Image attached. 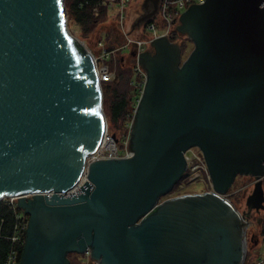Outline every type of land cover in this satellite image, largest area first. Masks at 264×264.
<instances>
[{
	"label": "water",
	"instance_id": "1",
	"mask_svg": "<svg viewBox=\"0 0 264 264\" xmlns=\"http://www.w3.org/2000/svg\"><path fill=\"white\" fill-rule=\"evenodd\" d=\"M161 1H144L132 32ZM176 32L194 44L186 60L168 37L139 56L147 80L133 156L88 165L108 122L65 1L0 0V201L18 197L30 218L19 264H71L88 251L95 264L246 263L247 228L264 211V0H206ZM191 148L203 152L214 191L160 203ZM239 175L255 180L243 214L226 198Z\"/></svg>",
	"mask_w": 264,
	"mask_h": 264
},
{
	"label": "built area",
	"instance_id": "2",
	"mask_svg": "<svg viewBox=\"0 0 264 264\" xmlns=\"http://www.w3.org/2000/svg\"><path fill=\"white\" fill-rule=\"evenodd\" d=\"M144 0H101L100 6L103 10L108 11L112 14V19L114 25L116 26L117 31L121 34L123 40L119 46L111 47L108 46L105 39L102 37L97 41V43L91 47L86 43H82L68 28L67 21V29L70 35L76 38L81 44L84 45L85 49L89 53V55L93 58L96 74L99 80V84L103 91V87L105 84H111L117 80V70L115 68V58L117 54H121L123 51H128L129 54L127 56L131 57V53L136 51L135 58L136 61V70H135V79L132 81V85L139 90L140 96L142 97L144 94V89L146 85V73L140 67L138 61L139 56L143 52L147 51L152 45V43L159 38L168 37L172 38L174 33H176V29L180 23V18L182 14H184L191 6L193 5H202L206 2V0H162L160 5L159 14L156 15L150 22L144 24L140 31L145 36L142 38L136 37L132 32V21L130 12L134 9L135 5H140ZM140 3V4H139ZM99 12L98 8L95 10ZM151 32V36H146V32ZM138 98V103L140 101ZM136 112V109H135ZM134 112V115H135ZM134 120V116H133ZM133 124V122H132ZM131 124V129H132ZM131 135L127 137V139L122 142L116 141L113 136H110L109 133L105 136L104 142L102 146L98 149V151L92 155L88 160L87 164L105 160V159H128L133 156V153L129 150ZM185 159L187 162V172L186 178L190 182V184L194 185L199 181L205 182L206 185H209L212 189L208 192H213V185L209 173V168L206 163L203 152L199 148H191L185 153ZM86 173L84 174L79 186H77L74 190L68 193V196L77 194L80 191V187L85 184L87 181ZM195 194H204V193H195ZM50 194L49 196H51ZM186 195H194V194H186ZM185 196V195H183ZM32 197V196H28ZM181 197V196H179ZM1 202H5L14 210L16 216V229L14 231L13 236L10 238L12 247L10 249V253L7 257L5 264H19V250L20 247L24 245L25 241V233L28 228V223L26 222L23 213L18 208V197H6L3 198ZM250 225L248 226V228ZM247 228V229H248ZM247 237V235H246ZM248 241V240H247ZM88 258L91 260L90 251L86 254ZM95 264V263H94ZM245 264L248 263L246 259ZM254 264H264V258L258 260V262Z\"/></svg>",
	"mask_w": 264,
	"mask_h": 264
},
{
	"label": "rangeland",
	"instance_id": "3",
	"mask_svg": "<svg viewBox=\"0 0 264 264\" xmlns=\"http://www.w3.org/2000/svg\"><path fill=\"white\" fill-rule=\"evenodd\" d=\"M66 12H67V21H68V28L71 30V32L83 43H86L88 46L93 47L95 45V40L98 34L103 32L107 29L110 23L109 20L100 21L96 28L93 30V32L85 34L83 32V28L79 27L76 23H74L71 15H70V9L69 4H65ZM140 11V10H139ZM138 11V12H139ZM134 13V17H137V13ZM131 20H133V17L131 16ZM134 23V20L132 21V25ZM113 32V30H111ZM151 32H146V36H151ZM176 35V36H175ZM174 39L172 42H177L180 45L185 44L187 47L185 49V52L183 54V60H186L190 54L194 50V44L193 42L188 38L187 35H181L176 32L174 33ZM128 51H123L121 54H117L114 62H115V68L117 70V75L119 74V69H127V70H134V77L136 76L135 70H136V61L133 56L129 57L127 54H129ZM120 79V78H119ZM123 83V80H118V83ZM108 84H105L104 87H106ZM132 83H130L129 88L132 90ZM134 87V86H133ZM136 93L137 99L140 98L139 90L134 87ZM137 91V92H136ZM104 93V91H103ZM104 96V95H103ZM135 97V98H136ZM114 101L112 98L109 97V94L107 93V97L104 101V113L107 118L108 122V133L110 136H116L118 141L122 142L123 140L127 139L129 135H131V124L133 122V117L131 118V121H127L125 118H129V116L120 119L119 121L114 120L112 116V105ZM138 105V100L135 101L134 108L136 109ZM130 111L132 106L129 107ZM129 111V112H130ZM133 111V116H134ZM254 184L255 180L251 176H243L239 175L237 176L232 188L228 192L226 198L234 205V207L243 214L247 211V198L252 194L254 190ZM212 188L209 185H206L205 182L199 181L196 184L192 185L188 181V179H184L178 183L174 189L166 196L161 198L160 203L166 202L170 199L177 198L179 196H183L186 194H195V193H205L207 191H210ZM21 213H23L21 211ZM24 216V215H23ZM26 222L29 224V218L24 216ZM259 220H261V223H259ZM264 211H262L260 214H257L256 212L253 213L252 218L250 220V227L247 229V261L248 263L254 264L258 262V260L264 258ZM71 264H94L92 260L88 258V256L85 254L79 255V254H72L69 256Z\"/></svg>",
	"mask_w": 264,
	"mask_h": 264
},
{
	"label": "trees",
	"instance_id": "4",
	"mask_svg": "<svg viewBox=\"0 0 264 264\" xmlns=\"http://www.w3.org/2000/svg\"><path fill=\"white\" fill-rule=\"evenodd\" d=\"M65 4H66V0ZM101 0H67L70 9V15L79 27L83 28V32L85 34L93 32L100 21H104L107 19V12L103 10L100 6ZM96 8H98L99 12H96ZM108 29H116L115 25H109ZM176 34V33H175ZM176 36V35H175ZM172 40H175L174 37ZM101 38V33L97 35L95 44ZM73 41V40H72ZM73 46L75 48V52L80 56H85L86 53L82 48L78 47V44L73 41ZM182 52L184 54L186 45L182 44ZM123 68V67H122ZM119 69V74L117 75V80L111 84H108L106 87H103V95L104 101L107 97V93L109 97L113 99L114 103L112 105V116L114 120L119 121L122 118L129 116V118H125L127 121H131L133 117V111L135 110V101L137 100L136 93L134 87L132 86V90L129 88L130 83L135 79L134 70L127 69ZM123 80V83H118V80ZM137 92V91H136ZM136 97V98H135ZM130 111V108L131 107ZM130 111V112H129ZM186 179V175L182 178V180ZM181 180V181H182ZM180 183V182H179ZM16 216L14 210L5 202L0 203V264H5L7 257L10 253V249L12 247V243L10 238L13 236L14 231L16 229ZM27 232V230H26ZM264 233V232H263ZM26 238V233H25ZM24 246L20 247L19 250V258H21L23 253Z\"/></svg>",
	"mask_w": 264,
	"mask_h": 264
},
{
	"label": "crops",
	"instance_id": "5",
	"mask_svg": "<svg viewBox=\"0 0 264 264\" xmlns=\"http://www.w3.org/2000/svg\"><path fill=\"white\" fill-rule=\"evenodd\" d=\"M144 1H142L141 4L139 3L140 5H135L134 9H132V11L130 12V15L133 17L134 22L139 17V15L142 13V6L144 4ZM106 12H107V19L106 20H109V22H108V23H110L109 25H114V22H113V19H112V14L109 13L108 11H106ZM136 12H138L137 13V17L136 16L134 17L133 14L136 13ZM112 30H113V32H111V29L107 28L103 32L101 37L106 40L108 46H111V47L119 46L121 44V42H122V37H121L119 31H117V29H115V30L112 29ZM133 33H134V35L136 37H139V38H142V37L145 36V33L143 34L140 30H135V31H133ZM147 51H152V47L147 49Z\"/></svg>",
	"mask_w": 264,
	"mask_h": 264
},
{
	"label": "flooded vegetation",
	"instance_id": "6",
	"mask_svg": "<svg viewBox=\"0 0 264 264\" xmlns=\"http://www.w3.org/2000/svg\"><path fill=\"white\" fill-rule=\"evenodd\" d=\"M121 35V34H120ZM122 37V36H121ZM122 40H123V38H122ZM23 215L24 216H26L24 213H23ZM26 217H28L29 218V216H26ZM30 219V218H29ZM25 241H26V238H25ZM25 241H24V244H25ZM24 246V245H23ZM21 259V258H20ZM20 259H19V262H20Z\"/></svg>",
	"mask_w": 264,
	"mask_h": 264
}]
</instances>
